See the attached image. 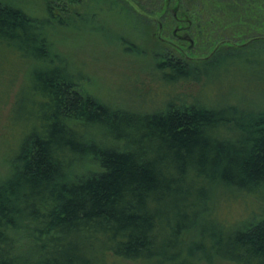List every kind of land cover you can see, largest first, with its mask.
<instances>
[{"label": "trees", "instance_id": "trees-1", "mask_svg": "<svg viewBox=\"0 0 264 264\" xmlns=\"http://www.w3.org/2000/svg\"><path fill=\"white\" fill-rule=\"evenodd\" d=\"M132 1L118 3L145 23L160 14L169 25L180 23L177 31L192 30L191 39L201 43L206 30L216 40L224 22L259 19L248 45L264 42V0H203L204 8L194 10L174 0L175 18L172 0H162L159 11ZM59 2L68 12L67 4L83 0H47L46 10ZM66 15L57 23L69 25ZM50 30V19L0 2V52L34 63L13 108L14 120L33 123L0 181V264H264V214L238 228L210 214L221 190L264 202V72L255 73L263 87L256 88L255 102L212 105L174 97L157 111L123 118L130 111L81 89L80 78L53 53ZM159 43L154 57L163 84L198 80L181 45ZM44 64L50 69L43 71ZM86 158L98 170L72 176Z\"/></svg>", "mask_w": 264, "mask_h": 264}, {"label": "rangeland", "instance_id": "rangeland-1", "mask_svg": "<svg viewBox=\"0 0 264 264\" xmlns=\"http://www.w3.org/2000/svg\"><path fill=\"white\" fill-rule=\"evenodd\" d=\"M46 1L0 0L1 3L22 8L32 17L50 19L49 38L53 53L64 60L69 70L80 78V87L86 94L113 108L130 111L123 118L135 116L133 111H157L174 97L185 99L186 102L198 98L212 105H224L244 100L255 102L259 96L258 89L263 90L260 83L255 82V73L259 77L264 72V42L248 45L252 42L253 35L258 33L259 19L247 20L239 25L224 22L225 26L219 31L216 40L206 30L202 33L206 42L201 43L191 39V29L190 32L177 31L176 27L180 23L177 26L175 23L169 25L167 20L160 19L161 14L155 16L162 25L161 39H158L157 22L137 20L118 0H114L115 4L104 0H83L82 4H67L68 12L60 10L64 3L59 2L57 5L53 4L51 13L46 10ZM124 1L127 5L133 2ZM137 1L147 10L159 11L162 7V0ZM181 1L182 9L204 8L201 4L203 0ZM173 2L174 0L170 1L169 7L175 18L177 14L174 13L176 9ZM130 6L138 9L132 3ZM66 14H70L69 25L57 23L64 22L68 17ZM181 18L184 19L182 15H178L177 19ZM166 19H169L168 14ZM185 24L187 23L182 25ZM160 41L169 42L168 46H182L187 60L198 70V80L188 79L174 86L162 83L154 57V53L159 51ZM180 41L183 43H178ZM218 41V48L225 44L214 52L209 65H203V61L213 56V45ZM239 44L248 46L230 48ZM53 66L59 67L60 63L55 61ZM32 67L34 63L30 61H20L12 53L0 52V181L9 172V158L13 155V150L18 149L20 137L29 131L33 123L32 120L13 119L16 95ZM48 67V64H44L42 70L50 69ZM92 138L98 140L100 136L92 134ZM75 165V172L72 173L74 177L98 170L88 158L79 161L78 166ZM223 191L214 194L210 214L225 226L238 228L264 214V202L252 195ZM196 255L201 256V253L196 251ZM110 264L154 263L111 259ZM210 264L229 263L215 259Z\"/></svg>", "mask_w": 264, "mask_h": 264}, {"label": "water", "instance_id": "water-1", "mask_svg": "<svg viewBox=\"0 0 264 264\" xmlns=\"http://www.w3.org/2000/svg\"><path fill=\"white\" fill-rule=\"evenodd\" d=\"M132 7L134 8V6H132ZM135 9L138 10L136 7H135ZM141 15H143V16L149 18L148 15H144V14H142V13H141ZM150 19L154 20V22H157V20H156L155 18H150ZM157 23H158L157 37H158V39H161V38H160V33H161V30H162V25H161L160 22H157ZM218 46H219V45H217V46L213 49L212 53L215 52V50L218 48Z\"/></svg>", "mask_w": 264, "mask_h": 264}]
</instances>
